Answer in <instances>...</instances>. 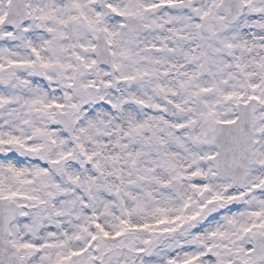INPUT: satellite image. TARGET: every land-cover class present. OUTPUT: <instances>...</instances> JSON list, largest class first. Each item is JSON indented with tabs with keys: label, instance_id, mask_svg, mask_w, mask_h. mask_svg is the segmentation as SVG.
Returning a JSON list of instances; mask_svg holds the SVG:
<instances>
[{
	"label": "snow or ice",
	"instance_id": "1",
	"mask_svg": "<svg viewBox=\"0 0 264 264\" xmlns=\"http://www.w3.org/2000/svg\"><path fill=\"white\" fill-rule=\"evenodd\" d=\"M0 264H264V0H0Z\"/></svg>",
	"mask_w": 264,
	"mask_h": 264
}]
</instances>
